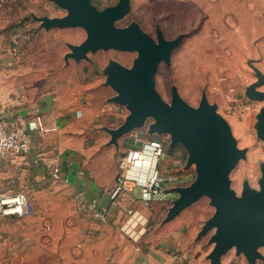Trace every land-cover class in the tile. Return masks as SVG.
Instances as JSON below:
<instances>
[{
  "label": "rangeland",
  "instance_id": "374dc122",
  "mask_svg": "<svg viewBox=\"0 0 264 264\" xmlns=\"http://www.w3.org/2000/svg\"><path fill=\"white\" fill-rule=\"evenodd\" d=\"M117 1L91 0L98 9L114 5ZM252 3V0H130L129 11L116 21L119 27L134 21L153 39H156L157 29L162 31L166 39L184 34L180 45L172 50L170 63L158 64L154 76L155 89L166 102L170 101V88L174 85L180 97L193 107L198 105L202 92L206 94L209 103L216 104L217 112L230 125L238 148L245 149V156L237 161L228 176L230 188L237 195H240L245 181L252 189L259 190L260 164L264 163V143L256 136L253 127L255 115L264 102L252 101L244 96V88L255 80L246 58V35L248 33L251 36L253 30L264 27V23L261 24L263 13L254 8L253 11L249 10ZM32 14L60 17L65 11L50 0H6L0 13V18L6 21L9 45V66L6 69H10L4 76L5 88L20 97L28 81L29 84L34 81L40 85L36 94L48 87L49 91L55 90L60 97L67 94L69 100L73 95L77 101L98 97L101 98V106L106 105L105 99L115 92L103 85V68L109 60L129 67L136 53L114 49L98 50L88 53L89 61L80 60L75 63L70 59L71 68H76L71 69L70 64L66 66L63 60L68 51L66 43L79 44L85 38L84 30L79 27L44 30L39 27V22L33 20ZM250 52L255 56V52ZM253 62L264 73V58ZM259 89L264 90V84ZM67 90L71 91L70 94ZM236 102L242 103L245 109L233 111L232 105ZM127 113L120 106L117 112L99 114L98 118H101L100 123L114 127L123 121ZM151 121L147 119L142 128L135 130L138 138L149 140L157 136L146 133ZM127 136L133 137L130 133ZM139 141L128 139L123 148L131 145L138 147ZM165 154L176 159L178 154L181 155L178 167L184 166L187 154L181 145L172 148L168 146ZM121 156H117V164ZM172 176L174 180L170 183L167 200L147 208L150 214L142 225V237L150 235L160 226L170 205L169 200L175 196L171 192L172 188L189 184L195 176L194 166L178 173L172 172ZM25 193L28 200L25 215L0 218V264H53L52 255L55 252L52 248L46 247L43 251L40 247L41 244H52V235L62 227L60 212L69 207L68 202L58 203L52 198L68 197V192L58 185H47ZM132 196L137 198L139 190H133ZM213 210L208 198L202 197L182 213L187 211L189 225H195L198 232ZM152 234L153 237L160 235L156 232ZM39 249L43 251L41 253L47 252L48 258L41 259ZM260 251L264 254V247ZM258 262L264 264L263 261Z\"/></svg>",
  "mask_w": 264,
  "mask_h": 264
},
{
  "label": "crops",
  "instance_id": "0c3cea01",
  "mask_svg": "<svg viewBox=\"0 0 264 264\" xmlns=\"http://www.w3.org/2000/svg\"><path fill=\"white\" fill-rule=\"evenodd\" d=\"M252 1L253 6L250 5L249 10L253 11L254 8L264 15V0ZM262 13L259 14V20ZM6 26L5 18H0V119L6 129L17 127L26 133L29 149L24 154L10 153L4 158L1 164L0 191L30 192L47 185H58L68 192V197L52 198L58 203L68 202L69 207L60 212L59 220L63 223L60 231L52 235V244H41L40 247L43 251L46 247L52 248L55 252L52 255L53 264H209L206 256L212 245L208 244V237L196 239L195 225H189L187 211H182L165 224L160 223L154 229V232L160 233L158 237H153L152 232L146 237L139 235L132 238L118 231L126 217L123 210H135L144 221L150 214L147 209L149 206L143 205L139 196L134 198L132 192L121 196L120 208L110 212L106 223L95 220L86 210L75 208L73 195L79 191L100 205H105L117 174V156L124 154L130 147H136L123 146L128 139L135 138L140 140V147L141 141L146 138H138L137 131L134 130L130 132L132 138L124 135L118 139V148L109 145V135L101 127L113 125L100 123L101 118L98 116L107 115L110 111L117 112L120 105L106 103L101 106V98L77 101L73 95L69 100L66 98L67 94L60 97L55 90L49 91L48 87L36 94L40 85L34 81L30 84L28 81L20 97L16 96V92L6 89L4 76L10 69H6L9 66ZM246 36V58L254 65L253 60L264 58V27H258L251 36L248 33ZM250 51L255 52V56ZM69 62L66 66L70 64L71 68ZM262 74L264 75L263 72ZM67 92L70 94L71 91ZM95 114L98 115L95 117ZM38 116L46 130L30 129V123ZM177 156L176 159L165 154L161 166L168 167L170 164L171 172H181L179 169L182 167H178L181 155ZM53 166L61 168L62 174L69 179L68 186L51 182L49 171ZM148 172V167L143 166L131 174L136 175L137 181L142 183ZM135 189L140 192L139 187L133 190ZM38 246L40 245L36 247ZM43 251L39 249V257L48 258L47 252L41 253ZM236 260L238 257L232 251L221 259V264H234Z\"/></svg>",
  "mask_w": 264,
  "mask_h": 264
},
{
  "label": "water",
  "instance_id": "95a60500",
  "mask_svg": "<svg viewBox=\"0 0 264 264\" xmlns=\"http://www.w3.org/2000/svg\"><path fill=\"white\" fill-rule=\"evenodd\" d=\"M63 9L60 17L36 16L44 30L82 28L85 38L79 44L66 43L65 65L70 59L75 62L87 60L88 53L114 49L135 52L131 66H124L109 60L103 68L104 86L115 94L106 99L107 103L120 105L128 113L116 127L102 126L109 135V145L118 148V139L140 129L148 123V135L168 134L169 147L177 144L186 151V161L180 170L194 166L195 176L187 185L176 186L171 192L174 197L161 220L165 224L202 197L208 198L213 207L212 214L203 222L196 239L207 236L212 245L206 256L209 264H221L228 251L243 256L247 264L264 262V163L260 164L259 190L243 182L240 195L229 185V173L245 149L237 146L230 125L217 112V106L209 103L202 92L196 107L184 101L177 88H170V101H164L155 89L154 76L160 62L170 63L172 50L178 47L184 34L166 39L160 29L156 39L144 32L134 21L124 27L116 25L130 9V0H118L114 5L98 9L91 0H50ZM255 80L244 88V96L252 101L264 102L262 72L248 61ZM253 125L256 136L264 143V104L255 115Z\"/></svg>",
  "mask_w": 264,
  "mask_h": 264
},
{
  "label": "built area",
  "instance_id": "2783aa9c",
  "mask_svg": "<svg viewBox=\"0 0 264 264\" xmlns=\"http://www.w3.org/2000/svg\"><path fill=\"white\" fill-rule=\"evenodd\" d=\"M6 0H0V13L3 10ZM233 111L245 109L242 103H234ZM1 112V104H0ZM30 129L46 130L42 119L38 116L30 123ZM170 137L168 134L155 136L153 139L141 141L140 147H130L122 154L117 164V174L114 185L111 188L107 203L100 205L96 200L88 198L84 192L79 191L73 195V202L76 209L86 210L90 215L101 223H106L113 209L120 208L121 196L131 193L135 187H139V201L150 206L154 203H161L167 200L170 193V183L174 180L168 167L161 166L165 160V148L169 146ZM29 149V142L26 133L21 128L6 129L0 119V176L2 173L1 164L8 154H24ZM148 157V158H147ZM143 166L148 167L149 172L145 175L142 183L137 181V176L131 172H137ZM52 183L69 185V179L62 174L59 166H53L49 171ZM27 195L24 191L6 193L0 191V218L20 217L25 215L27 209ZM126 217L119 225L120 234L137 238L142 230L144 219L131 208L123 210ZM234 264L246 262L243 256H237Z\"/></svg>",
  "mask_w": 264,
  "mask_h": 264
},
{
  "label": "trees",
  "instance_id": "16d2710c",
  "mask_svg": "<svg viewBox=\"0 0 264 264\" xmlns=\"http://www.w3.org/2000/svg\"><path fill=\"white\" fill-rule=\"evenodd\" d=\"M171 150V149H170Z\"/></svg>",
  "mask_w": 264,
  "mask_h": 264
}]
</instances>
